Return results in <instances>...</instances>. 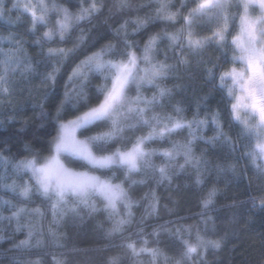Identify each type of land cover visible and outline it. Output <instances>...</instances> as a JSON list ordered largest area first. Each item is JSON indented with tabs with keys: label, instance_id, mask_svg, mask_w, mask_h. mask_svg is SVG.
<instances>
[{
	"label": "snow or ice",
	"instance_id": "1",
	"mask_svg": "<svg viewBox=\"0 0 264 264\" xmlns=\"http://www.w3.org/2000/svg\"><path fill=\"white\" fill-rule=\"evenodd\" d=\"M9 2L5 0L8 11L0 12V20L17 25L26 17L30 26L24 33L0 35V107L15 105L17 78L23 79L29 97L40 93L42 123L51 125L38 150L25 143L26 156L7 157L0 147V164H11V172L0 173V188L16 196L0 200L9 212L0 219L15 222L12 236L0 234V241L9 242L8 248H0V256L11 258L9 264H38L33 257L43 243L38 235L42 229L24 223L27 215L40 213L39 208L25 207L30 202L31 182L45 194L53 192L60 202L70 194L94 208L89 197L97 194L113 210L122 203L127 212L113 222L108 230L111 237L132 222L138 201L133 199L131 186L143 183L133 177L151 170L165 178L166 164L180 157L207 165V160L195 158L196 150L207 155L200 145L211 149L223 144L237 154L216 165L219 173L235 174L234 165L242 158L254 167L255 177H264V0H150L136 9L128 0H116L98 23L93 21L102 9L95 0H18L16 10L22 18L15 24L9 16ZM144 8L151 11L143 17L133 15ZM84 23L89 27H81ZM29 34L38 50L29 51ZM176 49L212 64L206 69L212 87L199 97L194 110L177 102L171 111H158L171 96L162 81L189 62L182 56L176 63H167L168 50ZM209 49L220 56L213 60ZM161 54L164 59H158ZM96 81L100 83L89 97ZM152 88L156 91L146 95ZM217 92L228 106L227 121L218 107L213 110L208 103ZM84 100L89 101L86 110L79 103ZM48 103L53 106L45 107ZM94 122H99L96 127L110 126L100 135L82 138L91 130L85 126ZM206 129L213 134L206 135ZM215 195V189L208 192L204 208ZM144 198L149 199L146 220L156 214L157 198L146 194ZM152 229L157 238L158 234L182 238L192 225L167 220ZM17 232L24 233V238L17 239ZM49 235L61 243L59 233L49 229ZM149 243L144 239L137 247L130 241L127 247L134 255L148 254L153 260L164 255V249ZM184 243L188 253L196 250L194 244ZM56 264H62L59 257Z\"/></svg>",
	"mask_w": 264,
	"mask_h": 264
},
{
	"label": "clouds",
	"instance_id": "2",
	"mask_svg": "<svg viewBox=\"0 0 264 264\" xmlns=\"http://www.w3.org/2000/svg\"><path fill=\"white\" fill-rule=\"evenodd\" d=\"M4 2L5 0H0V12L8 11V9H4ZM69 2L74 3V0H69ZM95 3L102 9L96 18V23H98L107 17L116 0H95ZM128 3L133 9L142 5L138 4L137 0H128ZM17 6L18 0H10L9 16L13 24L22 18L21 13L16 10ZM9 16L4 18L8 19ZM29 26L27 20V27ZM167 56V63L170 64L176 63L182 56H187L189 62L187 65H179L174 73H170L162 81L171 90V96L165 98L162 101V107L157 110L171 111V107L177 102L195 109L199 102L200 90L206 87L209 91L212 87L206 72V69L212 67V64L200 62L199 57L189 55L187 50L184 52H181L180 49L168 50ZM219 56L220 53L217 52V55L213 56V60ZM158 59H164V55L161 54ZM97 83L100 81L94 82L89 89V97L96 92L95 85ZM15 88V97H19L21 93H25L26 81L17 78ZM155 91L152 88L146 90L145 94L151 96ZM57 95L59 94L57 93ZM88 102L87 100L79 102L85 106L82 110H86ZM50 104L52 107V103ZM210 106L213 110H217L218 107L224 120L227 121L228 106L219 92L212 96ZM37 115L38 118L42 117L41 113ZM97 123L99 122L85 126L91 130L86 131L82 138L100 135L110 126L109 123L96 127ZM81 131H85V129H81ZM199 147L205 149L207 155L196 150L195 158L201 161L207 160L209 162L207 165L198 166L195 159L189 162L180 157L166 164L168 175L165 178L161 177L159 171L153 173L151 170L133 177L137 181L143 179V183L131 186L133 199L138 201V204L133 208L132 222L122 232L115 233L111 237L108 236V230L112 227L113 222L118 217L125 216L127 212L122 203H118L117 209L113 210L97 194L89 197V204L94 203V208L80 202L78 198L70 194L66 196L64 202H60L53 192L45 194L38 185L31 182L30 202L25 207L28 209L39 208L40 213L27 215L24 223L34 224L38 229H42L38 235L43 240L42 245L34 250V260H37L38 264H56L57 257L60 258L62 264H221L220 253L229 244L231 235L229 231H221L220 225L224 223L222 212L248 204H251L254 211L264 210V177H255V169L252 165V171L249 174L247 165L250 164L242 158L239 159L238 165H234L237 169L235 174L219 173L216 165L230 155L237 154H231L228 146L223 144H217L211 149H207L205 145ZM156 163L159 165L160 161L157 160ZM241 178L246 182L248 195L244 199H233L230 204L219 203L217 198L226 196L233 180ZM250 178L252 179L251 185L249 184ZM123 179L124 177H121V180ZM25 180L27 182V178ZM126 186L129 185L126 184ZM211 189H215L216 195L209 207L204 208L203 201ZM145 194L149 198L153 195L157 198V212L146 220L144 215L145 209L149 206V199L144 198ZM17 195H19V190H17ZM236 195L237 193L233 192V196ZM253 197H255V204L252 202ZM0 200H4V197L0 196ZM232 215L234 216V214ZM0 217H6L2 210H0ZM167 220H176L192 225V231L184 233L182 238L167 234H158L159 238L153 236L152 226ZM231 222L234 223V220ZM14 227L7 229L4 225L0 227V234H3L5 229L13 233ZM49 229L59 233L60 244H57L49 235ZM85 231L91 234L86 241L81 238V233ZM198 237H203L210 243L203 244ZM144 239L149 240L150 247L164 249V255L153 260L148 254L134 255L127 247V243L130 241H134L139 247ZM185 241L194 244L196 250L188 253ZM35 253H38V256ZM10 259L9 256H0V264H9ZM259 264H264V257L260 258Z\"/></svg>",
	"mask_w": 264,
	"mask_h": 264
},
{
	"label": "trees",
	"instance_id": "3",
	"mask_svg": "<svg viewBox=\"0 0 264 264\" xmlns=\"http://www.w3.org/2000/svg\"><path fill=\"white\" fill-rule=\"evenodd\" d=\"M63 2V0H61ZM138 4L147 5L150 0H137ZM178 3V0H177ZM151 9L144 8L138 13L134 12L133 15H139L143 17L146 12H150ZM15 15V13H13ZM114 20H118L119 17H114ZM96 23V21H93ZM238 24V21H237ZM81 27L88 28L89 25L84 23ZM179 27V25H176ZM27 28V18L17 25H9L4 20H0V35H7L9 31L25 32ZM171 30V29H169ZM78 34V33H76ZM207 34V33H205ZM30 34L28 36L29 43L27 45L30 52L36 49V45L31 43L33 39ZM5 46H7L5 44ZM163 47V45H162ZM212 56L217 55V52H213L209 49ZM33 82L38 84V79L33 78ZM62 83V82H61ZM62 91V88L60 89ZM208 89L205 87L200 90L199 97L206 94ZM27 90L25 93H21L19 97L15 98V105L8 104L0 107V147H4V155L7 157H20L28 155V149L25 148V143L29 144L32 149H39L42 144L46 142L44 139L51 131L50 124H43V117L38 118L40 113V93L36 92L33 96L29 97ZM209 105L212 104V97H209ZM45 107L50 108L51 104L48 103ZM190 109H192L190 107ZM194 110V109H193ZM190 115V113H189ZM15 116V119H9V117ZM25 120L27 123H25ZM43 125V126H42ZM205 134L211 136L213 133L210 129L205 130ZM249 174H251V165H247ZM233 192L237 193L234 197ZM255 194V193H252ZM248 195V188L246 182L241 178L239 180H233L229 185V191L226 196L218 197L219 203L230 204L233 199H244ZM0 196L4 197V200H15L16 196L8 189L0 188ZM0 210L5 212L8 216L9 212L6 205H0ZM234 214V216L232 215ZM223 221L220 225L221 231H229L231 233L229 238V244L225 250L220 253L221 264H259L261 257H264V210H253L251 204L241 205L238 208L231 210H223ZM231 218V219H230ZM234 220V223L231 222ZM6 226L7 229L14 227L15 222L0 220V227ZM6 236H12L13 233L3 231ZM90 233L85 231L81 233L83 240L90 238ZM17 239H23L24 233H15ZM234 245V247H232ZM8 241H0V248H8Z\"/></svg>",
	"mask_w": 264,
	"mask_h": 264
},
{
	"label": "rangeland",
	"instance_id": "4",
	"mask_svg": "<svg viewBox=\"0 0 264 264\" xmlns=\"http://www.w3.org/2000/svg\"><path fill=\"white\" fill-rule=\"evenodd\" d=\"M5 170H8L9 172H11V164H8L6 166L0 164V173L5 172ZM2 189H4V188H2Z\"/></svg>",
	"mask_w": 264,
	"mask_h": 264
}]
</instances>
